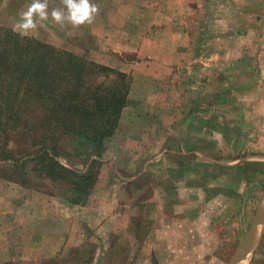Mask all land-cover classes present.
<instances>
[{
	"label": "rangeland",
	"instance_id": "rangeland-1",
	"mask_svg": "<svg viewBox=\"0 0 264 264\" xmlns=\"http://www.w3.org/2000/svg\"><path fill=\"white\" fill-rule=\"evenodd\" d=\"M137 1L92 0L100 6L92 24L61 28L49 19L31 37L118 70L103 61L120 56L117 46L124 42L113 40L119 18L129 13L146 16L138 4L126 7ZM30 3L0 0V27L14 31L19 13ZM191 5L196 11L188 23L195 39L189 48L197 56L193 73L184 79L187 97L191 91L199 100L208 92L218 95L229 86L227 81L239 84L240 78L244 85L252 86L250 94L264 97V0H201ZM54 7H62L61 0H49V10ZM131 43L137 51L141 49L140 57L126 54L123 59L142 62L148 59L144 52L159 47L150 41ZM260 125L259 132L264 121ZM113 133L98 155L74 138L61 140L55 150L56 159L77 172L86 170L91 159L99 162L93 166L97 174L88 194L77 204L68 201L76 195L66 181L37 176L28 167L19 174L0 160V264H228L251 214L246 216L238 201H203L201 188L196 190L201 201L192 199L187 189L178 190L180 196L175 198L170 186L159 183L158 175L144 176L138 167L128 169L129 142ZM5 142L14 156L25 146L24 139L14 133ZM131 176L134 178L127 179ZM158 192L165 199L155 200ZM254 204L255 200L248 207ZM194 208L204 214L192 220L189 210ZM23 214L22 224L17 217ZM156 228L159 231L153 232ZM174 229L181 230L180 236L171 232ZM246 264H264V233L259 234Z\"/></svg>",
	"mask_w": 264,
	"mask_h": 264
},
{
	"label": "crops",
	"instance_id": "crops-1",
	"mask_svg": "<svg viewBox=\"0 0 264 264\" xmlns=\"http://www.w3.org/2000/svg\"><path fill=\"white\" fill-rule=\"evenodd\" d=\"M192 2L201 0H138L135 5L126 4H138L146 16L129 13L119 18L113 40L124 42L117 46L120 56L103 61L130 80L113 135L118 133L129 142L128 169L138 167L144 176L158 175L159 183L170 186L175 198L180 196L178 190L187 189L198 201H238L252 219L264 195V129L260 128V133L257 128L264 121V97L255 90V95L250 94L252 86L244 85L241 78L239 84L227 81L229 86L218 95L213 90L199 100L191 91L187 97L184 79L193 73L197 56L189 48L195 39L188 23L196 11ZM133 41H150L159 47L144 52L149 60L123 59L126 54L140 57L141 49L137 51ZM136 157L142 160L135 161ZM200 188L203 198L196 192ZM153 198L165 199L160 192ZM254 200L253 208L248 207ZM197 208L189 210L192 220L204 214ZM26 214L17 217L22 224ZM171 232L176 237L182 233L179 229Z\"/></svg>",
	"mask_w": 264,
	"mask_h": 264
},
{
	"label": "trees",
	"instance_id": "trees-1",
	"mask_svg": "<svg viewBox=\"0 0 264 264\" xmlns=\"http://www.w3.org/2000/svg\"><path fill=\"white\" fill-rule=\"evenodd\" d=\"M129 82L121 71L0 27V160L19 174L28 167L37 176L66 181L76 195L68 201L81 203L99 162L91 159L77 172L61 164L55 150L74 138L98 155L116 127ZM9 133L24 139L19 156L7 148Z\"/></svg>",
	"mask_w": 264,
	"mask_h": 264
},
{
	"label": "clouds",
	"instance_id": "clouds-1",
	"mask_svg": "<svg viewBox=\"0 0 264 264\" xmlns=\"http://www.w3.org/2000/svg\"><path fill=\"white\" fill-rule=\"evenodd\" d=\"M61 3L62 7L49 10V0H31L25 10L19 13L13 30L22 38L31 37L49 19L61 28L66 25H90L100 12V6L92 0H61Z\"/></svg>",
	"mask_w": 264,
	"mask_h": 264
},
{
	"label": "water",
	"instance_id": "water-1",
	"mask_svg": "<svg viewBox=\"0 0 264 264\" xmlns=\"http://www.w3.org/2000/svg\"><path fill=\"white\" fill-rule=\"evenodd\" d=\"M263 224H264V209H262L260 203L251 219L248 230L244 234L243 239L239 244L238 250L232 256L228 264H236L241 259L245 258L246 256L248 257L252 253ZM257 227H258V231H256ZM248 235L252 237V238L250 237L251 240H246V237H248Z\"/></svg>",
	"mask_w": 264,
	"mask_h": 264
},
{
	"label": "bare ground",
	"instance_id": "bare-ground-1",
	"mask_svg": "<svg viewBox=\"0 0 264 264\" xmlns=\"http://www.w3.org/2000/svg\"><path fill=\"white\" fill-rule=\"evenodd\" d=\"M260 203H261V207H262V209H264V195H263V197H262V199H261V201H260ZM256 231H258V227H257V229H256ZM251 236L250 235H248V237H246V240H251V238H250ZM250 238V239H249ZM247 256L245 257V258H243V259H241L239 262H237L236 264H246V261H247Z\"/></svg>",
	"mask_w": 264,
	"mask_h": 264
}]
</instances>
